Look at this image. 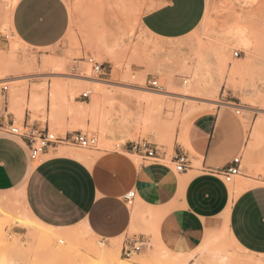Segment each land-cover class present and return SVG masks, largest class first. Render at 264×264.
Instances as JSON below:
<instances>
[{"label": "rangeland", "instance_id": "obj_1", "mask_svg": "<svg viewBox=\"0 0 264 264\" xmlns=\"http://www.w3.org/2000/svg\"><path fill=\"white\" fill-rule=\"evenodd\" d=\"M15 2L8 0L9 7ZM65 2L71 24L54 47L29 48L13 38L8 25L3 30L7 45H0V61L17 66L0 69V91L8 86L10 113L19 124L29 111L31 123L49 126L57 136L82 132L98 138L93 150L63 146L60 154L99 156L141 140L165 148L180 122L203 109L228 107L233 93L250 138L243 161L250 181L241 175L229 186L237 195L243 180L247 188L264 185V0L247 6L237 0H207L199 27L175 43L159 42L145 32L142 17L153 0ZM239 28L245 34L241 39L234 35ZM242 39L249 40L247 45ZM236 52L242 56L235 57ZM89 57L103 65L104 77L94 74ZM56 62L65 64L63 69ZM59 72L74 80L53 75ZM80 76L87 81H78ZM152 81L162 91L154 90ZM88 91L90 99H81ZM148 99H159L163 112L145 125ZM145 235V240L137 239L143 248L132 258L122 254L126 237L114 241L108 257L102 247L112 240L92 237L82 226L40 232L20 193L0 194V264H177L178 259L183 264L188 258L187 264H264V255L238 248L226 230L209 236L201 251L184 259L165 248L154 231Z\"/></svg>", "mask_w": 264, "mask_h": 264}, {"label": "crops", "instance_id": "obj_2", "mask_svg": "<svg viewBox=\"0 0 264 264\" xmlns=\"http://www.w3.org/2000/svg\"><path fill=\"white\" fill-rule=\"evenodd\" d=\"M153 4L142 25L163 43L192 34L207 8V0ZM70 24L65 0H17L12 7L8 0H0V45H7L3 30L8 25L22 45L48 49L65 38ZM233 95L229 102L239 105ZM10 107L9 89H2L0 120L17 122ZM30 116L26 112L23 124L42 129L40 122L31 123ZM170 142L158 148V159L151 163L139 162L138 156L122 150L91 156L88 163L60 154L62 146L34 161L21 139L0 135V194L20 193L29 213L53 229L82 226L107 241L145 240L152 230L165 248L185 255L201 251L209 236L227 230L238 248L264 255V185L247 188L243 180L236 195L212 173L238 156L243 163L250 143L243 119L229 106L203 109L180 122ZM179 155L187 157L186 172L176 170ZM247 171L242 165V176L250 181ZM130 191L137 194L133 207L124 198Z\"/></svg>", "mask_w": 264, "mask_h": 264}, {"label": "built area", "instance_id": "obj_3", "mask_svg": "<svg viewBox=\"0 0 264 264\" xmlns=\"http://www.w3.org/2000/svg\"><path fill=\"white\" fill-rule=\"evenodd\" d=\"M240 52L235 53V57L239 58ZM88 64L92 67V71L98 77H104L106 74L104 72V67L102 64L94 60V58L89 57L87 59ZM73 71L77 72L76 68ZM154 90L162 91V86L158 81H152L150 83ZM8 86L4 87L7 91ZM91 97V91L84 92L80 95L81 99L88 100ZM231 108L236 110V114H241V106L237 104H228ZM0 135L12 136L21 139L29 150V155L31 160L38 161L44 154L49 150L60 147V146H75L82 149L93 150L97 148L99 141L96 136H89L83 134L82 132H74L67 134L64 137L57 136L55 133L51 132L49 126L38 129L35 126L28 124H19L15 121L6 122L5 120H0ZM122 151H126L138 156L143 162H156L158 159V148L147 140H141L136 142H128L121 148ZM187 157L184 155H179L176 158V170L177 172H186L187 170ZM242 156H238L233 160L231 164L224 168L213 170V174L221 176L227 184H231L234 180L242 175ZM125 202L128 207H133L136 204L137 194L135 191H130L125 195ZM143 248V243L139 241H126L122 254L126 258L130 259L132 256L140 252Z\"/></svg>", "mask_w": 264, "mask_h": 264}, {"label": "bare ground", "instance_id": "obj_4", "mask_svg": "<svg viewBox=\"0 0 264 264\" xmlns=\"http://www.w3.org/2000/svg\"><path fill=\"white\" fill-rule=\"evenodd\" d=\"M17 1V0H16ZM224 1V3L226 2V0H223ZM237 1H239L241 4H246V6H247V4H249V3H253L255 0H237ZM235 36H237V38H239V39H241L242 37H244L245 36V34H244V30L243 29H237L236 31H235V34H234ZM243 40V42L247 45V43L249 42V40H247V39H242ZM5 64H9V63H7V62H4L3 60L2 61H0V69H2L3 68V66L5 65ZM54 64V66L58 69V70H60V69H63V66L65 65V64H63V63H60V62H56V63H53ZM17 66V64L16 63H11L10 62V66ZM19 65V64H18ZM9 65L8 66H6V67H10ZM11 66V67H12ZM48 66V65H47ZM51 66V65H50ZM5 67V66H4ZM16 70V69H15ZM53 75H60L61 76V78H63L64 80H68V81H72V80H74L73 78H71V76L69 75V74H66V73H63V72H59V73H53ZM77 76V75H76ZM80 77H82V78H80L81 80H78V81H80V82H85V81H87V77L86 78H83V76H80ZM69 83V82H68ZM199 86V85H198ZM69 89V88H68ZM209 89V88H208ZM63 90H64V88H63ZM62 90V91H63ZM207 90V89H206ZM69 91V90H68ZM64 92V91H63ZM55 101V100H54ZM53 101V102H54ZM145 101V100H144ZM159 99L156 101V100H154V99H148V100H146V104H147V110H146V114H144L145 116H144V124L145 125H147L149 122H150V120H151V118L152 119H154V118H156V115H158V114H160V117L159 118H162L161 116V113L163 112L162 111V107H160L159 106ZM56 102V101H55ZM162 102V101H161ZM218 104V103H217ZM34 105V104H33ZM55 105V104H54ZM53 105V106H54ZM161 105V104H160ZM228 105V104H227ZM53 106H52V108H53ZM229 106V105H228ZM229 107H231V105L229 106ZM53 109H55V108H53ZM52 109V110H53ZM54 112H55V110H54ZM81 112V111H80ZM158 118V119H159ZM154 121H156L155 119H154ZM158 121V120H157ZM143 123V122H142ZM155 123V122H154ZM155 126H156V124H155ZM254 134V133H253ZM255 135H257L256 133H255ZM65 153H68V154H71V155H76L77 157H79V158H81L82 160H84V161H86V162H88L89 163V157L88 156H80V155H77V154H73L71 151H66ZM248 185V184H247ZM245 186V185H244ZM246 187V186H245ZM231 195V194H230ZM27 212H28V214H29V216H30V218H31V220H32V222H34L35 224H36V226H37V229L40 231V232H44V233H46V232H51V231H62V230H59V229H53V228H50V227H47V226H45L44 224H42V223H40L39 221H37L30 213H29V211H28V209H27ZM26 223V222H25ZM92 237H95L94 235H93V233L91 232V231H89V229L88 228H85V227H83ZM226 233L228 234V232H227V230H226ZM41 237H42V235H41ZM42 239H44V240H50V239H48V237H46V236H43L42 237ZM113 241V244H110V246L109 247H102V249H103V251L104 252H107L105 255L106 256H108V257H112L113 256V249L115 248V243H114V241L115 240H112ZM163 242V241H162ZM238 247V246H237ZM190 256V255H189ZM186 257V255L185 254H179L178 253V258H180V259H184ZM187 257H188V255H187ZM176 258H177V256H176ZM189 258L188 259H186V260H184V262L185 263H183V264H187L188 262H189ZM180 261L181 260H176V263L177 264H181L180 263ZM119 264H126L123 260H120V262H119Z\"/></svg>", "mask_w": 264, "mask_h": 264}]
</instances>
